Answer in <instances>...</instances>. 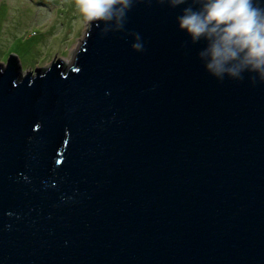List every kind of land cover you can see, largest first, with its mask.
<instances>
[{"label":"water","instance_id":"water-1","mask_svg":"<svg viewBox=\"0 0 264 264\" xmlns=\"http://www.w3.org/2000/svg\"><path fill=\"white\" fill-rule=\"evenodd\" d=\"M189 6L132 0L71 65L0 62V264H264V80L210 75Z\"/></svg>","mask_w":264,"mask_h":264},{"label":"clouds","instance_id":"clouds-1","mask_svg":"<svg viewBox=\"0 0 264 264\" xmlns=\"http://www.w3.org/2000/svg\"><path fill=\"white\" fill-rule=\"evenodd\" d=\"M132 0H77L85 21L123 18ZM184 0H168L171 6ZM199 7H185L176 17L177 27L191 40L204 41L198 57L213 77L239 79L245 73L264 80V7L260 0H194ZM132 47L142 43L136 34Z\"/></svg>","mask_w":264,"mask_h":264},{"label":"rangeland","instance_id":"rangeland-1","mask_svg":"<svg viewBox=\"0 0 264 264\" xmlns=\"http://www.w3.org/2000/svg\"><path fill=\"white\" fill-rule=\"evenodd\" d=\"M88 29L77 0H0V62L13 54L23 73L59 57L71 65Z\"/></svg>","mask_w":264,"mask_h":264}]
</instances>
